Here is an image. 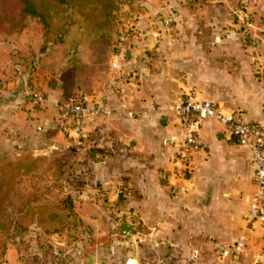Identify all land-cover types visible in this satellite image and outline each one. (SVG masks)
I'll return each instance as SVG.
<instances>
[{"label": "crops", "instance_id": "obj_1", "mask_svg": "<svg viewBox=\"0 0 264 264\" xmlns=\"http://www.w3.org/2000/svg\"><path fill=\"white\" fill-rule=\"evenodd\" d=\"M145 5L146 11H169L184 7L185 1L146 0ZM218 9L226 17L231 8L227 3ZM225 20L216 18L213 24ZM256 27L254 45L246 52L225 46L208 54L184 47L168 52L159 70H142L134 83L124 80L117 87L111 76L106 84L95 83L93 94L113 113L87 122L81 150L62 131L55 107L59 91L45 85L46 102L37 105L23 82L10 79L0 99V150L77 165L85 172L87 188L95 186L112 206L122 189L136 191L141 198L127 208L142 220L144 233L132 238L127 264H264L261 233L244 219L256 190L249 149L207 120L205 150L195 156L193 173L176 177L171 164L182 131L170 108L184 96L211 100L248 121L264 123V23ZM135 45L126 58L139 70L141 42ZM129 112L145 114L132 118ZM241 238L247 242L243 255L222 260L215 254L219 244Z\"/></svg>", "mask_w": 264, "mask_h": 264}, {"label": "rangeland", "instance_id": "obj_2", "mask_svg": "<svg viewBox=\"0 0 264 264\" xmlns=\"http://www.w3.org/2000/svg\"><path fill=\"white\" fill-rule=\"evenodd\" d=\"M184 1V7L173 6L169 11H146V0H115V19L103 32L99 20L86 22L81 31L73 29L63 42L49 45L39 56L27 54L20 43L11 41L12 60L0 67L8 79L0 74V84L17 78L30 94L46 95L45 85L57 89L60 97L79 91L93 94L95 83L106 84L114 77V46L121 40L125 53L134 52L135 41L141 42L140 74L142 70H159L168 52L184 47L208 54L225 46L246 52L259 32L256 23H264V0ZM226 2L231 9L225 17V11L218 8ZM165 17L173 21L170 28L164 25ZM216 18L226 20L213 24ZM199 20L202 25L197 24ZM245 22L252 27L244 28ZM132 26L147 34L145 40L137 38ZM153 30L160 32L158 38L150 33ZM4 150L0 157H34L17 150L3 154ZM42 159L44 163L35 174L19 180L7 206L4 219L10 229L0 231V264H127L134 251L132 238L144 233L139 216L127 206H112L95 186L87 188L81 169L70 170L63 178L58 173L63 159Z\"/></svg>", "mask_w": 264, "mask_h": 264}, {"label": "built area", "instance_id": "obj_3", "mask_svg": "<svg viewBox=\"0 0 264 264\" xmlns=\"http://www.w3.org/2000/svg\"><path fill=\"white\" fill-rule=\"evenodd\" d=\"M247 9V8H246ZM245 14V13H244ZM244 17H247L244 15ZM172 19L164 18V25L170 28ZM140 40H145L147 34L133 29ZM252 27V23L245 22L244 28ZM153 36L158 38L160 32L153 30ZM125 39V38H124ZM124 40L114 46L115 61L112 65L114 75L113 85L119 87L124 80H133L138 76L137 69L128 64L126 60ZM5 95V88L0 84V99ZM37 105L46 102L43 92H36L30 96ZM159 107L158 101H153ZM58 120L65 135L73 140V146L81 150L85 144V130L87 122L99 117L110 116L113 111L106 101L97 96L83 91L76 92L66 102L55 105ZM170 112L177 119L182 131V137L176 143L175 153L171 160L172 173L176 177H187L194 171V158L205 150L202 137L203 124L207 120H214L225 128L233 140L249 149L255 167L254 181L255 194L250 209L245 215L247 225L258 229L261 233V245L264 249V123L248 121L239 111H226L211 100L188 97L172 108ZM145 113L129 112V117L136 118ZM124 195H130L129 190H124ZM247 242L241 238L231 244H219L216 248L220 259H235L245 253Z\"/></svg>", "mask_w": 264, "mask_h": 264}, {"label": "trees", "instance_id": "obj_4", "mask_svg": "<svg viewBox=\"0 0 264 264\" xmlns=\"http://www.w3.org/2000/svg\"><path fill=\"white\" fill-rule=\"evenodd\" d=\"M115 9V0H0V67L12 60L11 41L20 43L27 54L39 56L47 51L49 45L63 42L73 29L81 31L86 22L99 20V31L103 32L115 19ZM72 95L62 94L59 102H66ZM43 163L42 158L31 156L17 160L0 157V231L10 229L4 215L19 180L35 174ZM58 169L61 177L67 178L70 170L80 168L63 161ZM125 189L121 190L114 203L118 208L141 198L131 189H127L130 195L125 196Z\"/></svg>", "mask_w": 264, "mask_h": 264}]
</instances>
